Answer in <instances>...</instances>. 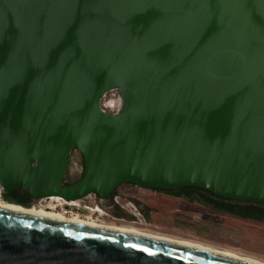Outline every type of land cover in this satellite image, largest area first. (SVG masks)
Listing matches in <instances>:
<instances>
[{
    "label": "water",
    "instance_id": "95a60500",
    "mask_svg": "<svg viewBox=\"0 0 264 264\" xmlns=\"http://www.w3.org/2000/svg\"><path fill=\"white\" fill-rule=\"evenodd\" d=\"M121 184L264 204V0H0V191ZM0 264L250 263L0 208Z\"/></svg>",
    "mask_w": 264,
    "mask_h": 264
},
{
    "label": "rangeland",
    "instance_id": "374dc122",
    "mask_svg": "<svg viewBox=\"0 0 264 264\" xmlns=\"http://www.w3.org/2000/svg\"><path fill=\"white\" fill-rule=\"evenodd\" d=\"M113 102L116 104L114 92L108 93L102 103ZM76 165H81L79 152L71 154L67 180L72 182L78 179L81 173L76 170ZM116 199L127 209L123 212L133 211L131 205L133 201L142 204L148 210L139 216H133L136 222L119 223L113 218L103 214H93L92 218H98L97 222L103 224H114L120 226H130L138 230L153 234L166 235L172 238L190 241L195 244L208 245L213 248L227 250L236 254L251 257L264 262V221H255L231 216L217 212L210 207L203 206L196 202H189L184 198L171 196L154 189H147L132 184H121L116 188ZM94 200V196L88 197ZM78 206L58 205L60 201L43 198L34 201L35 205L54 206L71 210L72 212L89 213L82 209L87 200H78ZM111 202H114L113 200ZM32 204V205H33ZM104 210L107 202H104ZM76 207H79L78 209ZM130 212V211H129ZM115 222V223H113Z\"/></svg>",
    "mask_w": 264,
    "mask_h": 264
},
{
    "label": "bare ground",
    "instance_id": "6f19581e",
    "mask_svg": "<svg viewBox=\"0 0 264 264\" xmlns=\"http://www.w3.org/2000/svg\"><path fill=\"white\" fill-rule=\"evenodd\" d=\"M109 104L112 105L113 102L110 101ZM47 198L60 201L58 203V205H61V206H62V204L70 205V206L71 205L78 206V204H79L78 200H76V201H64L63 199H61L60 197H57V196H51V197H47ZM0 208L3 210L14 212V213H24V214H29L32 216L45 218V219L66 221L69 223L83 225V226L92 227V228H105L108 230L118 231V232H122V233L129 234V235H136V236H141V237H145V238L170 242V243L178 244V245L185 246L188 248H192V249H195L198 251L221 254L225 257L235 259V260H239V261H243V262L250 263V264H264V262L259 261L257 259L247 257V256H242V255L236 254V253L231 252V251L213 248V247L208 246V245H200V244L192 243L190 241L172 238V237H169L166 235L153 234L150 232L138 230V229L130 227V226L103 224L101 222H97L98 218H96V217L92 218L91 217L93 214H95L94 211L97 210V209H93V208H91L89 213L82 215L79 212H69L68 210L63 209V208H57V205L45 207L43 205L41 206V205L33 204L29 207H24V206H21L18 204H14V203H10V202H6V201L2 200L1 199V191H0ZM97 211L99 212V214H102V212H100L99 210H97Z\"/></svg>",
    "mask_w": 264,
    "mask_h": 264
},
{
    "label": "trees",
    "instance_id": "16d2710c",
    "mask_svg": "<svg viewBox=\"0 0 264 264\" xmlns=\"http://www.w3.org/2000/svg\"><path fill=\"white\" fill-rule=\"evenodd\" d=\"M161 192H170L176 196L183 197L189 202H196L207 207L220 212H229L237 217H242L245 219H251L255 221H264V204H256L251 202H234L230 199L221 198L211 194L208 191L197 187H184L181 188L178 193H175L174 190H157ZM26 196V199H24ZM1 199L22 205L24 207H29L33 204L32 199L28 193L22 188H16L9 192H1Z\"/></svg>",
    "mask_w": 264,
    "mask_h": 264
},
{
    "label": "flooded vegetation",
    "instance_id": "af4514ba",
    "mask_svg": "<svg viewBox=\"0 0 264 264\" xmlns=\"http://www.w3.org/2000/svg\"><path fill=\"white\" fill-rule=\"evenodd\" d=\"M81 165H82V159H81ZM179 191H180V189L177 190V191H175V193H178ZM115 192H116V189L113 191V193L106 200H101L98 196H94V195H93L94 196V200H92L93 201V204H97V205H99L101 207V209L104 212V215L113 218L114 221H119V223L136 222L134 220L133 216L134 217L135 216L137 217L138 215L140 216L141 213H145L148 210L142 204H138L137 202L133 201L132 203H129L131 205L133 211L128 210V214H127V212L126 213L123 212L122 210L119 209V207L121 209L126 210V211H127V209H126V207L124 205H121L119 203V201L116 199ZM159 192H161V191H159ZM163 193L169 194L171 196L179 197V196H176L175 194L170 193V192H163ZM23 197H25L24 199H26V196H23ZM112 200L114 202H111ZM233 201L236 202V200H233ZM104 202H107L108 203V205L106 206V208L109 207L111 209L110 212L103 209L104 208V204H103ZM238 202H243V201H238ZM86 203H88V202H86ZM88 204H90V203H88ZM256 204H260V203H256ZM203 206H205V205H203ZM217 212H220V211H217ZM221 213L228 214V215H231V216H236V215H233L232 213H229V212H221ZM239 218H242V217H239ZM243 219H245V218H243ZM113 223H115V222H113Z\"/></svg>",
    "mask_w": 264,
    "mask_h": 264
},
{
    "label": "built area",
    "instance_id": "2783aa9c",
    "mask_svg": "<svg viewBox=\"0 0 264 264\" xmlns=\"http://www.w3.org/2000/svg\"><path fill=\"white\" fill-rule=\"evenodd\" d=\"M110 102V101H109ZM109 102H107V103H102V106H103V108L104 109H106V110H108V111H112V110H114V108H115V104H112V105H110L109 104ZM77 209L79 208V207H76ZM91 208H93V209H97V210H99L100 212H102V214L104 213L103 212V210L101 209V207L99 206V205H97V204H93V205H91V204H88V203H85V204H83V206H82V209L84 210V211H87V212H90V210H91ZM94 211V213H96V214H99V212L98 211ZM69 212H72L71 210H69ZM76 212H78V211H76ZM80 213V212H79ZM80 214H84V213H80ZM100 215V214H99Z\"/></svg>",
    "mask_w": 264,
    "mask_h": 264
}]
</instances>
